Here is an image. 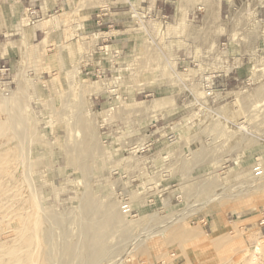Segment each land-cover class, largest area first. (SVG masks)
<instances>
[{
  "label": "rangeland",
  "instance_id": "rangeland-1",
  "mask_svg": "<svg viewBox=\"0 0 264 264\" xmlns=\"http://www.w3.org/2000/svg\"><path fill=\"white\" fill-rule=\"evenodd\" d=\"M128 16L121 54L68 30L0 65V264H264V19Z\"/></svg>",
  "mask_w": 264,
  "mask_h": 264
},
{
  "label": "crops",
  "instance_id": "crops-1",
  "mask_svg": "<svg viewBox=\"0 0 264 264\" xmlns=\"http://www.w3.org/2000/svg\"><path fill=\"white\" fill-rule=\"evenodd\" d=\"M234 1L237 8L248 4L258 18L264 19V0ZM172 5L173 0H0V65L11 64L28 46L45 42L51 48H60L70 41L65 35L68 30L89 36L96 44L108 47L111 54H121L130 21L128 12L135 7L166 16ZM67 17L73 22H67ZM44 59L47 64L42 67L46 70L52 62L61 65L63 54L49 51ZM94 69L98 70L95 65Z\"/></svg>",
  "mask_w": 264,
  "mask_h": 264
},
{
  "label": "bare ground",
  "instance_id": "bare-ground-1",
  "mask_svg": "<svg viewBox=\"0 0 264 264\" xmlns=\"http://www.w3.org/2000/svg\"><path fill=\"white\" fill-rule=\"evenodd\" d=\"M170 24H171V23H170ZM95 35H96V34H95ZM45 45H46V44H45ZM46 47H47V46H46ZM8 123H9V122H8ZM12 123H13V122H12ZM13 124H15V123H13ZM8 128H9V126H8ZM10 129H11V128H10ZM23 137H24V136H23ZM20 139H21V138H20ZM18 140H19V139H18ZM23 150H24V149H23ZM87 151H88V150H87ZM25 177H26V176H25ZM27 179H28V178H27ZM32 190H33V189H32ZM33 192H34V191H33ZM90 198H91V197H90ZM86 199H87V198H86ZM88 199H89V198H88ZM34 201H35V200H34ZM87 201H88V200H87ZM31 202H32V201H31ZM35 203H36V201H35ZM38 204H39V203H38ZM92 204H93V203H92ZM86 205H87V204H86ZM33 206H34V205H33ZM40 206H41V205H40ZM40 206H39V207H40ZM89 206H90V205H89ZM36 207H37V204H36ZM37 208H38V207H37ZM117 208H118V207H117ZM10 209H11V208H10ZM40 209H41V207L38 208V209H36V210L33 208V210H35L34 213H37V214H38V210L41 211ZM84 209H85V208H84ZM92 209H93V205H92ZM36 211H37V212H36ZM90 212H91V211H90ZM37 214H35V215H37ZM91 214H92V212H91ZM115 214H117V213H115ZM82 215H83V214H82ZM104 216H105V215H104ZM108 218H110V219L112 220V222H114V221L116 220V218H117V215L112 214V215H110ZM102 219H103V218H102ZM119 219H120V218H118L117 220H119ZM36 220H37V219H36ZM138 220H139V219H138ZM37 221H38V220H37ZM37 221H36V222H37ZM108 221H109V220H108ZM95 222H96V221H95ZM102 222H103V221H102ZM105 222H107V221H104V223H105ZM112 222H111V223H112ZM34 223H35V222H34ZM37 223H38V222H37ZM37 223L35 224L36 226H37ZM98 223H99V222H98ZM19 224H20V223H19ZM96 224H97V222H96ZM88 225H89V224H88ZM97 225H98V224H97ZM99 225H100V223H99ZM99 225H98V227H99ZM105 225H106V224H105ZM105 225H104V226H105ZM111 225L114 226V224H111ZM117 225H118V224H117ZM19 226H21V225H19ZM36 226H35V228H36ZM109 226H110V224H109ZM109 226H108V227H109ZM101 227H102V225H101ZM92 228H94V227H92ZM92 228L90 229L91 231L93 230ZM95 228H96V227H95ZM111 228H112V227H111ZM85 229H86V228H85ZM11 230H12V229H11ZM13 230H14V229H13ZM110 230H111V229H110ZM82 231H83V230H82ZM86 231H87V230H86ZM91 231H90V232L87 231V232L91 233ZM94 231H95V230H94ZM94 231H93V232H94ZM160 231H161V230H160ZM101 232H102V231H101ZM113 232H114V231H113ZM84 233H85V232H84ZM89 233H88V234H89ZM94 233H95V232H94ZM94 233L91 234V235H89V236L87 235L88 237L85 238L86 241L89 242V244H90V242H93V241L95 242V240H96V241H99V240H97V238H96V236H95L97 233H96L95 235H94ZM111 233H112V232H111ZM86 234H87V233H86ZM107 234H108V233H107ZM107 234H106V235H107ZM101 235H102V234H101ZM151 235H152V234H151ZM99 236H100V235H99ZM102 236H103V235H102ZM104 236H105V235H104ZM85 237H86V235H85ZM143 237H144V236H143ZM155 237H156V236H155ZM95 238H96V239H95ZM103 238H104V237H103ZM103 238H102V240H103ZM108 238H109V237H108ZM136 238H139V237H136ZM136 238H135V239H136ZM164 238H165V237H164ZM30 239H31V237H30ZM34 239H35V238H34ZM83 239H84V238H83ZM88 239H89V240H88ZM98 239H99V238H98ZM31 240H32V239H31ZM35 240H36V239H35ZM37 240H38V239H37ZM102 240H100V241H102ZM104 240H105V239H104ZM133 240H134V239H133ZM133 240H132V242H133ZM155 240H156V239H155ZM161 240H162V239H161ZM33 241H34V240H33ZM134 242H135V241H134ZM156 242H157V240H156ZM30 243H31V242H30ZM34 243H35V241L33 242V244H34ZM77 243H78V242H77ZM83 243H84V242H83ZM97 243H98V242H97ZM137 243H138V242H137ZM160 243H162V241H161ZM3 244H4V242H3ZM36 244H37V243H36ZM59 244H60V243H59ZM94 244H95V243H93V245H94ZM127 244H128V243H127ZM151 244H153V243H151ZM157 244H158V243H157ZM28 245H30V244H27L26 248L28 247ZM34 245H35V244H34ZM60 245H61V244H60ZM85 245H86V244H85ZM93 245H92V247H93ZM97 245H99V243H98ZM135 245H136V244H135ZM155 245H156V244H155ZM160 245H161V244H160ZM160 245H159V246H160ZM35 246H36V245H35ZM35 246H33V249H34ZM94 246H95V245H94ZM126 246H127V245H126ZM157 246H158V245H157ZM157 246H156V247H157ZM2 247H3V246H2ZM2 247H1V248H2ZM30 247H31V245H30ZM63 247H64V246H63ZM63 247H62V248H63ZM77 247H78V246H77ZM79 247H80V246H79ZM90 247H91V246H90ZM90 247H89V248H90ZM127 247H128V246H127ZM154 247H155V246H154ZM3 248H4V247H3ZM28 248H29V247H28ZM67 248H68V247H67ZM94 248H95V247H94ZM6 249H8V248H6ZM30 249H31V248H30ZM63 249H65V247H64ZM63 249H62V250H63ZM68 249H69V248H68ZM95 249H96V248H95ZM95 249H94V250H95ZM97 249H98V248H97ZM133 249H135V248H133ZM84 250H86V249L84 248ZM98 250H99V249H98ZM98 250H97V251H98ZM126 250H127V249H126ZM4 251H5V250L3 249V252H4ZM32 251H34V250H32ZM70 251H72V250H70ZM0 252H1V250H0ZM10 252H12V251H10ZM29 252H31V250H30ZM29 252H27V256H26L27 259H29V257H30V256H29V255H30ZM34 252H36V251H34ZM34 252H33V254H34ZM64 252H65V251H64ZM66 252H68V251H66ZM81 252H82V251H81ZM95 252H96V251H95ZM98 252H99V251H98ZM112 252H113V251H112ZM130 252H131V251H130ZM6 253H7V251H6ZM43 253H44V252H43ZM45 253H46V252H45ZM48 253H49V252H48ZM74 253H75V252H74ZM79 253H80V252H79ZM82 253H84V252H82ZM82 253H81V254H82ZM141 253H142V252H141ZM33 254H32V255H33ZM51 254H52V253H51ZM63 254H64V253H63ZM71 254H72V252H71ZM91 254H92V253H91ZM96 254H97V253H96ZM98 254H100V253H98ZM3 255H4V254H3ZM3 255H2V256H3ZM32 255H31V256H32ZM44 255H45V254H44ZM53 255H54V254H53ZM61 255H62V254H61ZM61 255H60V257H61ZM73 255H74V254H73ZM76 255H77V254H76ZM83 255H84V254H82V256H83ZM86 255H87V254H86ZM92 255H94V254H92ZM0 256H1V253H0ZM45 256L47 257V254H46ZM63 256H64V255H63ZM95 256H96V255H95ZM97 256H98V255H97ZM114 256H115V255H114ZM254 256H255V254H254L253 256H251V257H254ZM32 257H33V256H32ZM49 257H50V255H49ZM80 257H81V256H80ZM84 257H85V255H84ZM90 257H91V256H90ZM136 257H137V256H136ZM54 258H55V257H54ZM54 258H53V260H54ZM78 258H79V257H78ZM78 258H77V259H78ZM81 258H82V257H81ZM85 258H86V257H85ZM88 258H89V257H88ZM91 258H94V256H92ZM117 258H118V257H117ZM32 259H33V258H32ZM114 259H115V258H114ZM42 260H43V259H42ZM82 260H83V259H82ZM119 260H121V259H119ZM5 261H6V260H5ZM20 261H21V259H20L19 256H14V257H12V258H10V259L8 258L6 264H20ZM30 261H31L30 263H32V262L35 263V262H36L35 260H34L35 262H34L33 260H31V257H30ZM91 261H92V260H91ZM99 261H100V260H99ZM37 262L39 263L38 259H37ZM97 262H98V261H97ZM33 263H32V264H33ZM38 263H37V264H38ZM40 263H41V262H40ZM47 263H48V262H47ZM52 263H54V262H52ZM94 263H95V262H94ZM41 264H43V263H41ZM49 264H50V262H49ZM62 264H63V263H62ZM69 264H70V263H69ZM81 264H88V260H84V262L81 263ZM89 264H90V263H89ZM97 264H98V263H97Z\"/></svg>",
  "mask_w": 264,
  "mask_h": 264
},
{
  "label": "built area",
  "instance_id": "built-area-1",
  "mask_svg": "<svg viewBox=\"0 0 264 264\" xmlns=\"http://www.w3.org/2000/svg\"><path fill=\"white\" fill-rule=\"evenodd\" d=\"M2 68H3V69H1V67H0V71H4V70H5L4 66H2ZM263 222H264V220H262L261 223H263Z\"/></svg>",
  "mask_w": 264,
  "mask_h": 264
}]
</instances>
